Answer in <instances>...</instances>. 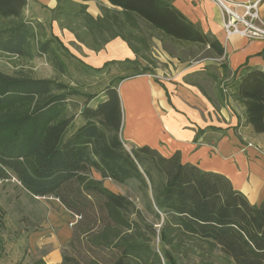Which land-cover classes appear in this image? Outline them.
I'll return each mask as SVG.
<instances>
[{"label":"trees","instance_id":"16d2710c","mask_svg":"<svg viewBox=\"0 0 264 264\" xmlns=\"http://www.w3.org/2000/svg\"><path fill=\"white\" fill-rule=\"evenodd\" d=\"M83 1L57 0L46 22L27 16L29 0H0V55L45 58L69 79L72 66L101 70L53 32L57 22L93 51L119 37L137 56L107 62L105 68L119 64L125 74L104 87L96 104L91 101L99 93L82 92L74 80L36 77L23 68L0 70V181L14 176L29 193L58 199L75 217L62 264H264V198L253 203L223 173L183 162L179 151L166 157L149 145L129 148L121 135L117 86L149 71L139 62L150 48L141 31L202 45L214 57L224 56L225 48L172 0H108L113 8L101 5L98 17ZM225 86L243 105L245 124L264 134V70L240 68ZM81 96L83 103L75 98ZM77 114L83 123L76 127ZM105 179L137 181L144 210Z\"/></svg>","mask_w":264,"mask_h":264},{"label":"crops","instance_id":"0c3cea01","mask_svg":"<svg viewBox=\"0 0 264 264\" xmlns=\"http://www.w3.org/2000/svg\"><path fill=\"white\" fill-rule=\"evenodd\" d=\"M231 1H259V13L264 20V0ZM83 2L94 17L103 14L97 3ZM172 2L204 33L222 44L225 55L215 57L224 61L218 63L219 72L203 66L173 71L172 76H165L162 71L157 73L159 78L142 74L122 80L117 86L123 107L122 138L132 146L149 145L166 157L179 151L183 162L195 164L204 171L223 173L237 189L253 192V197L246 193L251 202H259L264 198V152L255 145L264 147V134L255 133L252 126L245 124L244 107L233 98L225 83L245 66L264 70V39H248L239 34L228 36L215 0ZM42 3L54 8L57 0ZM99 4L113 8L108 0H100ZM238 11L243 13L244 9ZM66 31L69 39H76ZM108 47L113 50L110 59L98 57ZM91 51L100 59L98 66L112 59H137L127 42L119 37L101 51ZM139 62L142 64L141 58ZM223 63L230 77H225ZM248 142L254 145L247 146ZM71 233L69 228L62 231L64 241H69ZM40 259L46 264H62L63 258L60 248H55Z\"/></svg>","mask_w":264,"mask_h":264},{"label":"rangeland","instance_id":"374dc122","mask_svg":"<svg viewBox=\"0 0 264 264\" xmlns=\"http://www.w3.org/2000/svg\"><path fill=\"white\" fill-rule=\"evenodd\" d=\"M41 1L43 2V0H30L26 14L29 18H39L49 22L52 18L51 9L53 8ZM90 2L97 3L101 9L100 0H90ZM140 23L142 26L145 25L142 20ZM52 29L71 51L86 64L95 68L103 67V70L96 71L89 66H81L80 69H75L72 66L73 77L69 79L58 76L45 58L26 61L15 60L7 55H0V70L13 73L15 70L23 68L36 77H60L61 80L65 81L74 80L72 84L82 92L87 94L99 93V96L91 101V104H96L97 100L103 96L104 87L116 83L117 79L125 74L122 65L114 64L105 68L107 62L114 60L112 59L98 66L100 62L98 57L109 60L113 50L111 51L108 47L102 55L96 57L97 53L93 54L92 49L84 48L85 45L76 39H69L67 29H61L57 22L52 23ZM141 33L148 37L150 45L148 51L141 52L142 64L149 70L146 74H157L163 71L165 76H172L171 72L173 71L183 69L186 71L203 66L208 67L213 72H219L218 63L224 61V59L214 57L208 48H204L202 45L177 42L154 30L141 31ZM117 61L122 60L117 59ZM75 98L77 102L81 103L86 100V97L82 96ZM82 123V117L77 114L75 126L77 127ZM246 145L252 146L254 144L248 142ZM127 146L131 148L129 144ZM255 146L264 152L262 145L256 144ZM93 175L100 178V175L95 171H93ZM104 183L112 190L130 196L137 206L144 210L145 201L137 181L130 180L121 184L111 179H105ZM244 192L249 196H254L251 191L246 192L244 190ZM75 220V217L65 209L58 199L32 195L14 176L1 180L0 264H32L55 248H60L62 253L68 242L64 241L62 231L66 228L71 229Z\"/></svg>","mask_w":264,"mask_h":264},{"label":"built area","instance_id":"2783aa9c","mask_svg":"<svg viewBox=\"0 0 264 264\" xmlns=\"http://www.w3.org/2000/svg\"><path fill=\"white\" fill-rule=\"evenodd\" d=\"M223 15V25L227 35L239 34L248 39H264V20L259 13L258 2H233L215 0ZM239 8L244 12L240 13ZM159 78L158 74H149Z\"/></svg>","mask_w":264,"mask_h":264}]
</instances>
